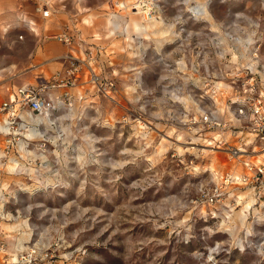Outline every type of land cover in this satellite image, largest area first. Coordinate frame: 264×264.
<instances>
[{
  "label": "rangeland",
  "instance_id": "obj_1",
  "mask_svg": "<svg viewBox=\"0 0 264 264\" xmlns=\"http://www.w3.org/2000/svg\"><path fill=\"white\" fill-rule=\"evenodd\" d=\"M138 1L103 0L102 10L90 19L93 26L84 24L89 23L87 15L73 18L82 32H73L70 47L75 45L79 53L69 52L63 57L64 69L43 77L51 82L58 78L59 85L72 81L67 76L71 68L67 56L77 57L80 78L75 87L49 92L53 96L68 92L74 108L64 110L52 127V118L40 127L50 142L44 154L36 151L31 165L21 164L14 172L8 171L10 161L0 166V209L13 217L1 225L14 226L4 228L11 238L6 242L19 250L22 234H31L24 245L37 244L47 254L42 264H264V199L247 209L248 199L236 204L237 199L230 198L232 192H226L223 203H206L218 183L208 165L214 161L217 173L226 174L233 172L236 163L226 153L204 148L200 132L193 129L198 127L184 126L177 119L183 108L171 100L173 89L184 86L188 76L176 73L177 61L198 51L184 40L186 28L200 25L201 34H207L208 28L237 24L259 30L264 43V0H150L149 17H162L166 25L168 40L163 46L158 48L153 37L136 33L128 36L135 39L139 51L135 47L127 51L126 37L119 34L109 46L104 26H114L115 12L128 15L127 6L131 14L139 12L132 9ZM204 2L210 20L203 18L204 12L200 16L191 12L203 11L193 8ZM51 3L54 10L60 7L59 0ZM109 11L114 12L110 17ZM14 15L8 16L0 7V59L18 62V55L30 47L51 45L56 53L70 48L55 37L63 35L61 27L72 16L54 12L48 19L25 17L38 24L40 36L36 37L25 27L24 16ZM126 17L125 25L130 20ZM98 33L101 40L89 42ZM111 51L118 63H113L115 72L123 64L124 85L109 75ZM49 62L58 65L46 53L33 61L43 66ZM16 65L0 76V87L31 77L29 68ZM93 70L103 78L102 85L90 81ZM106 79L117 83L115 101L105 94ZM178 134L190 143L182 144V153L176 148L181 145L176 141ZM161 143L166 149L160 148ZM190 146L197 148L196 153ZM223 161L229 164L222 167ZM236 191L241 198L248 193L244 188ZM17 250L12 253L17 255Z\"/></svg>",
  "mask_w": 264,
  "mask_h": 264
},
{
  "label": "built area",
  "instance_id": "obj_2",
  "mask_svg": "<svg viewBox=\"0 0 264 264\" xmlns=\"http://www.w3.org/2000/svg\"><path fill=\"white\" fill-rule=\"evenodd\" d=\"M191 12L200 15V12ZM200 27L194 24L185 27L184 40H189L198 51L196 56L183 57L177 61L176 73L188 76L184 86L173 89L171 100L183 108L182 115L177 119L189 130L198 127V130L193 129L200 132L198 136L204 140V146H210L204 148L226 153L229 161L243 168L238 173L219 174L210 171L218 183L206 203L213 206L223 203L226 192H232L230 198H236V204L245 203L246 199L241 198L236 191L237 188H244L251 192L254 202L248 208L251 209L264 199L262 33L228 24L227 27L208 28L207 34H201ZM55 39L69 46L73 44V37L68 34L57 35ZM67 59L71 64L67 76L72 81L59 85L58 78H53L54 82H51L39 76L36 85L19 87L6 101L0 103V136H3L4 143V147L0 148V165L11 160L18 162L16 169L21 164L31 165L33 157L38 154L36 151L44 154L45 146L50 142L46 134L38 137L40 127L45 125L41 120L52 118V127L64 110L74 108L72 96L68 92L57 96L49 94L54 89L75 87L79 80V75H76L79 68L75 64L79 59L72 54ZM90 81L102 85L103 78L93 70ZM104 85L107 98L115 101L118 94L116 81L106 79ZM29 129L36 130L35 137L27 136ZM208 132L216 135L211 139L205 138L203 133ZM58 139L63 140V136ZM10 217L0 209V253L4 260L0 264H42L48 256L41 252L43 250L37 244L17 250V255L8 252L6 240L9 236L2 230L1 223L13 221V217ZM15 256L17 260L11 258Z\"/></svg>",
  "mask_w": 264,
  "mask_h": 264
},
{
  "label": "crops",
  "instance_id": "obj_3",
  "mask_svg": "<svg viewBox=\"0 0 264 264\" xmlns=\"http://www.w3.org/2000/svg\"><path fill=\"white\" fill-rule=\"evenodd\" d=\"M15 2L13 0H0V7H2V10L5 11V13H8V16H10L12 18H14V16H15L14 14H16L17 12H19L20 15L24 16L23 22H24V24L26 23L25 27L29 31L33 32L32 29L30 27H28L29 25H27L25 17L39 15L43 19H48L52 13L58 12V13H62V14L72 16V21L70 22L71 24L70 23L64 24L61 27V29H62L63 34L65 33V34H68V35L73 37L75 35L73 32L76 29L78 32H79V30L82 32V30L79 29L78 26L76 27V25H75L76 20H74L73 18L77 17L78 15H87V17H90V18H87V19H89V23H86V22L85 23L83 22V23L86 24V26H88V27L93 26V23L91 22L90 19H92V17L96 16L95 15L96 11L102 10L100 5L103 3V0H59L60 7L57 10H54L53 5H55V3H51L52 0H15ZM103 5H105V3ZM122 10H124V9H122ZM45 12H47L48 14L46 15ZM111 13L114 14V12L109 11V13L107 15L110 17ZM115 14H118V19H116L114 21V26H109L108 24L106 26H104L105 29L107 30L105 40L110 44L109 46H111L114 38H118L119 35L125 36L126 38L125 37L124 38L126 40L127 51L130 49H133L134 47L138 50L139 47H136L135 39L131 38L132 35H129V36L127 35V27L125 25V20H127L126 16H128V15L123 14V13H119V12H115ZM34 25L37 27L35 21H34ZM37 29L38 30L34 34L36 37H39L40 36V29L39 28H37ZM101 29H102V27H101ZM91 38L92 39L89 42L95 44L96 43L95 41L101 40V35L99 33L93 34V36ZM77 42L78 41H76L74 43H77ZM142 44H143V42H142ZM49 46H51V45H48L46 47L40 46L41 50H42L41 53H39V49H36V48H35V50L34 49L31 50V47L28 50L26 49L24 51V53H20L18 55V57H19L18 62L6 61L3 59H0V64H2V67H3V68H0V76L3 74H6V73L8 74V71H13L12 69L15 68V66H17L16 64H19L20 66L24 67V70H26V71L29 68V71H31L30 73L32 74L29 79L25 78L24 81L22 79L20 81L21 83H19V82L9 83V84L4 83L0 87V103L3 101H6L11 96V94L15 90H17V88L24 87L27 85H36V83H33V79L37 80V78L39 76H43V74H44V76H46L47 74H50V72H53L52 70H55L54 71V73H55V72H58V71H61L62 69H64L65 62L63 60V57L66 54H68L69 52L76 53V54L79 53V52L75 51V49H77L75 45L73 47L71 46L73 49H70L71 47L69 46L70 48H68L67 51H63L62 53H56L55 51H52V48H50ZM262 46H263L262 47V59L264 60V43ZM58 48H59V46H58ZM78 51H80V50H78ZM127 51L126 50L123 51L122 55L126 57ZM43 53H46L47 56L48 57L50 56L51 59H54V61H58V65H56L57 67L54 65L50 66V62L45 64L46 68H45V66L40 65V64L35 65L33 63L34 59L37 58L39 54L41 55ZM114 53H115V51H111L109 54V58H113L114 56H112V55ZM107 57H108V55H107ZM114 58H113V60L109 59L113 65V67H109V72H110L109 75L111 76V78H116V80L120 79L122 81L121 85H124L123 78H125V77H124V72H123L124 71L123 64L119 65L122 69L121 70L118 69V71L115 72L113 63H115L117 65H118V63H116L114 61ZM48 59L50 60V58H48ZM44 63H46V62H44ZM58 66L60 69L56 70V68H58ZM42 67H44L45 70L42 69ZM38 70H40V71L38 73H36ZM35 74H36V76H35ZM1 140H2V137L0 136V141ZM0 166H2V165H0ZM242 171H243V168L238 166V172H242ZM1 228H2V230H4L5 227L3 228L1 225ZM9 238H10V236H9ZM7 245H8V243H7ZM16 250L17 249H14V247H10L8 245V252L10 254L12 253V251H16ZM1 254L2 253H0V255Z\"/></svg>",
  "mask_w": 264,
  "mask_h": 264
},
{
  "label": "bare ground",
  "instance_id": "obj_4",
  "mask_svg": "<svg viewBox=\"0 0 264 264\" xmlns=\"http://www.w3.org/2000/svg\"><path fill=\"white\" fill-rule=\"evenodd\" d=\"M151 1L153 2V0H151ZM151 1L150 0H139L138 1L139 3L133 5V8H132L133 10L134 9L139 10V12H134V14H131V12H130L131 9L128 8L129 6H127V9H128V12L127 13H128V15L130 17V20L128 22L126 21L127 35L130 34V33L131 34H135L136 33L135 34L136 36H145L146 38H149V39H152V37H153L157 41L158 48H160L161 46H163V43L168 40V37L166 36L167 30L165 28L166 25H165L164 20H163L162 17H158V16L157 17H153L152 16L151 18L149 17V15H150L149 12H150V9H151L150 7L152 5ZM142 7H145V9H144L145 15H143L140 12L141 9H142ZM193 9H203V11L194 10L193 12H196V13L197 12H200V13H203L204 12L203 18H205V19H208L209 18V13H208V10H207L208 9L207 2L201 3L198 7L193 8ZM30 19L29 20L26 19L27 25H29L28 27H30L32 29V31L34 33H36V31L38 29L34 25L33 19H31V20ZM210 19L211 18H209V20ZM212 22H213V20H211L210 23H212ZM36 25L38 26V24H36ZM41 51L42 50L39 49V53H41ZM46 120L49 122L51 119L44 118L41 121L42 122H46ZM37 121L40 122V119H38ZM36 133H37L36 130L29 129V131L27 132V136L28 137H35L36 136ZM206 134L207 135L208 134H213L212 136H215L216 135L215 133H212V132H210V133L208 132ZM38 137L41 138L42 137V134L39 133L38 134ZM184 140L185 139H184L183 135L178 134V137H177V140L176 141H177L178 144H181V145H177L176 144V148H177V150H178L179 153H182L185 150L184 147L182 146V144H187V145L190 144L188 142H185ZM164 141H167V139L164 138ZM207 141L209 142V139H207ZM203 142H204V140H203ZM205 147L206 148H209L210 146H205ZM160 148L163 150L165 148V144L161 143ZM189 149L192 152L196 153V149H197L196 147L190 146ZM211 151H214V150L211 149ZM213 159L215 160L214 157H213ZM228 164H229L228 161L221 162V166L222 167H226ZM17 165H18V162L16 160H11L10 161V165L8 164V167H7L8 168V171L9 172H14L16 170ZM208 170H210L212 172H216V165H215V162L214 161H212L208 165ZM30 172H32V171H30ZM233 173H238V168H237L236 164L233 167ZM248 193H246L248 195H246V194H245V196L243 195L244 196L243 199H246V200L248 199V201H249L248 202L249 204H246L244 206V208H247V209L251 206V204L253 202L252 201V195H251V192L249 190H248ZM239 195H240V197L242 196L241 194H239ZM240 214L242 216V213H240ZM5 227L6 228H12L14 226L9 225V224H6ZM30 235L31 234H28L27 232H25V233L22 234V237H20V239L18 241V249H25L26 248L25 245H24V243H27L30 240ZM15 260H17V257H15Z\"/></svg>",
  "mask_w": 264,
  "mask_h": 264
}]
</instances>
